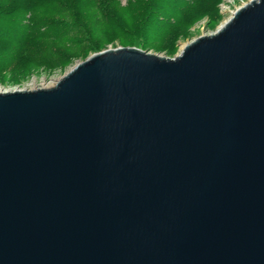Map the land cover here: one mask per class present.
I'll return each mask as SVG.
<instances>
[{
    "label": "water",
    "instance_id": "1",
    "mask_svg": "<svg viewBox=\"0 0 264 264\" xmlns=\"http://www.w3.org/2000/svg\"><path fill=\"white\" fill-rule=\"evenodd\" d=\"M0 264H264V0L0 89Z\"/></svg>",
    "mask_w": 264,
    "mask_h": 264
},
{
    "label": "rangeland",
    "instance_id": "2",
    "mask_svg": "<svg viewBox=\"0 0 264 264\" xmlns=\"http://www.w3.org/2000/svg\"><path fill=\"white\" fill-rule=\"evenodd\" d=\"M239 1L153 0L149 9L147 0H0V89L44 87L73 57L115 42L172 56ZM60 2L80 15L78 32L45 38L65 21L52 13Z\"/></svg>",
    "mask_w": 264,
    "mask_h": 264
},
{
    "label": "trees",
    "instance_id": "3",
    "mask_svg": "<svg viewBox=\"0 0 264 264\" xmlns=\"http://www.w3.org/2000/svg\"><path fill=\"white\" fill-rule=\"evenodd\" d=\"M6 1V0H2ZM153 0H147L148 8L150 9V6L152 4ZM70 5L64 2H60L56 4L55 10L52 12L53 15H60L62 19H64V22H61L56 26V28H49L47 30L41 31V34L44 35V33L49 35H44L45 38L48 39H61L62 37L66 35H70L71 33L78 32V27L80 25L81 19L80 15H76L75 9L72 8L70 10ZM185 8V7H184ZM183 6H178V13H180L183 9ZM177 12V11H176ZM52 30L51 33H47L46 31ZM13 55V54H12ZM13 58H11V61ZM62 65V64H60Z\"/></svg>",
    "mask_w": 264,
    "mask_h": 264
}]
</instances>
